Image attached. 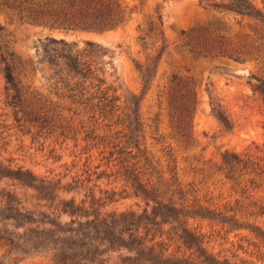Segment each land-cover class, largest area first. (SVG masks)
<instances>
[{
	"label": "rangeland",
	"instance_id": "rangeland-1",
	"mask_svg": "<svg viewBox=\"0 0 264 264\" xmlns=\"http://www.w3.org/2000/svg\"><path fill=\"white\" fill-rule=\"evenodd\" d=\"M251 1L264 11V0ZM124 4L129 12L126 23L100 31L22 20L0 2V41L21 61L31 84V88L23 89L24 107L31 111L30 101L51 98L48 82L42 78L49 72L42 60V45L47 38L64 39L80 47L88 41L95 42L108 53L105 59L110 63L103 65L106 80L123 101H139V114L145 122L142 149L148 150L141 162L148 157L166 177L173 170L172 174L191 189L190 199L196 197L212 212L230 215L225 206L233 205L237 195L218 170L222 154L227 150L255 155L264 152V104L253 89L257 81L252 77L264 79V44L258 48L254 37L255 29L261 31V27L248 18L206 6L201 0H124ZM160 14L165 50L156 58L162 41L157 42L145 32L149 22ZM205 27L224 35L242 52V59L229 55L195 57L184 45ZM142 34L145 40L139 38ZM145 62L150 64L146 84L136 68L137 63ZM175 76L195 84L196 102L188 141L174 133L169 123L167 96ZM5 85L0 69V165L28 170L33 176L25 184L0 173V203L14 195L22 201L21 207L35 212V218L43 217L39 209L62 226L70 217L43 206H55L54 193L65 199L73 197L78 203L84 200L86 206L95 201L105 211L142 212L146 207L143 199L120 177L113 162L103 157L101 149L84 139V131L76 125L71 124L66 136L58 132L33 135L34 129L18 127L6 105ZM213 104L230 119V128L214 114ZM46 109L54 108L48 105ZM31 185L40 188L35 190ZM240 220L264 232V215ZM220 221L201 216L189 220L195 231L211 237L215 251L239 264H264V245L255 232ZM109 246L101 241L89 243L85 237L43 222L0 219V264H123L129 253Z\"/></svg>",
	"mask_w": 264,
	"mask_h": 264
},
{
	"label": "trees",
	"instance_id": "trees-1",
	"mask_svg": "<svg viewBox=\"0 0 264 264\" xmlns=\"http://www.w3.org/2000/svg\"><path fill=\"white\" fill-rule=\"evenodd\" d=\"M1 4L13 10L20 19H29L41 24L81 30H110L123 26L128 20V7L124 0H0ZM206 6L227 11L255 21L261 27L255 29V45L264 44V11L251 0H201ZM163 16L160 14L149 22L148 33L162 41L161 57L165 50ZM2 27L0 26V31ZM141 31L144 29L141 28ZM145 40L144 34L140 35ZM42 45V60L47 63L49 72L42 74L48 82L51 98H37L30 101L29 111L24 105L23 89L31 88L26 69L6 44L0 41V69L5 77L6 105L11 108L18 127L35 130L33 135L53 134L66 136L71 124L85 133L84 139L92 141L101 149L104 158L118 168L117 173L141 197L146 207L142 212L134 210L105 211L103 205L93 201L86 206L84 200L78 203L75 198L65 199L52 194L55 204L43 205L54 211L66 214L70 221L51 219L38 210L42 218L27 207H21L14 195L7 196L0 203V219L37 221L50 224L62 232L85 237L89 243L101 241L113 249H124L129 254L123 264H239L214 249L211 237L195 231L189 220L198 216L211 220H221L224 224L250 228L264 245V232L251 225H244L240 219L264 215V152L262 154L225 151L218 170L230 182L232 193L237 197L233 205H226L222 215L200 205L197 198L190 199L191 189L186 188L173 175L166 177L147 158L141 162L146 147L144 142L145 122L139 114V101H123L117 89L104 77L103 65L110 63L105 57L107 51L93 41L82 47L75 43L49 37ZM195 57L215 58L223 55L235 60L242 59L224 35L210 27L198 31L184 45ZM150 64L137 63L136 68L144 84L149 80ZM257 81L253 85L264 104V79L252 75ZM171 91L167 96L170 127L184 141L190 139V127L196 102L195 84L183 82L175 76ZM38 96V95H37ZM53 98H56L54 101ZM43 103L51 105L50 111ZM217 118L230 128V119L213 104ZM30 132V131H29ZM34 137V136H33ZM0 173L20 182L28 183L33 176L30 171L1 167ZM40 185V184H39ZM42 185L45 182L42 181ZM192 185V184H189ZM38 190L40 187L31 185ZM39 205V204H38ZM24 208V209H23ZM27 208V209H26ZM36 210V209H35ZM240 215V216H239ZM37 217V216H36ZM165 226H168L165 230ZM89 261L88 257L82 258ZM92 262V261H91ZM82 264H89L84 261ZM245 264V263H242Z\"/></svg>",
	"mask_w": 264,
	"mask_h": 264
}]
</instances>
